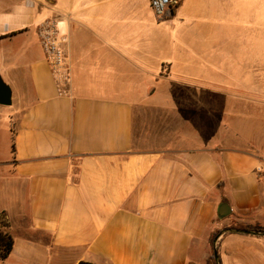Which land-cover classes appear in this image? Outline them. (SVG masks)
<instances>
[{"label":"crops","instance_id":"crops-1","mask_svg":"<svg viewBox=\"0 0 264 264\" xmlns=\"http://www.w3.org/2000/svg\"><path fill=\"white\" fill-rule=\"evenodd\" d=\"M234 2L159 22L149 0H0V264H213L216 230L264 228V72L221 65L248 24ZM47 19L67 34L66 94ZM216 239L221 264H264V235Z\"/></svg>","mask_w":264,"mask_h":264},{"label":"rangeland","instance_id":"rangeland-1","mask_svg":"<svg viewBox=\"0 0 264 264\" xmlns=\"http://www.w3.org/2000/svg\"><path fill=\"white\" fill-rule=\"evenodd\" d=\"M234 1L233 6H235ZM236 5L239 11V15L236 16L238 23L248 22V24L243 23V26L240 25L241 23L239 24L237 44L231 46L232 55L228 59L223 56L221 60L222 69L237 72H264V0H237ZM251 10L253 11L252 24L250 21ZM232 21L235 22L236 20ZM249 80V78H243L238 79V82ZM255 80L258 81L259 79ZM5 109L9 108L6 107ZM135 135H137V118H135ZM231 225L235 224L232 223ZM223 229L226 228L222 227L216 230L218 232L215 231V237ZM214 239L210 241V254L213 253L212 241L214 242Z\"/></svg>","mask_w":264,"mask_h":264},{"label":"built area","instance_id":"built-area-1","mask_svg":"<svg viewBox=\"0 0 264 264\" xmlns=\"http://www.w3.org/2000/svg\"><path fill=\"white\" fill-rule=\"evenodd\" d=\"M180 1L149 0V5L157 21L161 22L172 16L179 7ZM37 35L44 59L58 91L61 94H66L72 80L71 68L64 49V44L67 42L66 31L61 29L58 21L47 19L37 26Z\"/></svg>","mask_w":264,"mask_h":264},{"label":"water","instance_id":"water-1","mask_svg":"<svg viewBox=\"0 0 264 264\" xmlns=\"http://www.w3.org/2000/svg\"><path fill=\"white\" fill-rule=\"evenodd\" d=\"M12 102L11 99V89L10 87L1 79L0 77V105L1 106H10ZM230 213V208L227 205V203H222L221 206L219 207L217 211V216L220 219H223L227 217ZM227 232H238V233H244V234H249V235H264V231H258V230H241V229H235V228H226L220 231L217 236L218 238L227 233ZM214 239L213 242V254H214V261L215 264H221L220 259L218 256L217 248H216V238Z\"/></svg>","mask_w":264,"mask_h":264},{"label":"trees","instance_id":"trees-1","mask_svg":"<svg viewBox=\"0 0 264 264\" xmlns=\"http://www.w3.org/2000/svg\"><path fill=\"white\" fill-rule=\"evenodd\" d=\"M5 223L0 222V259L5 260L8 255L10 254L12 247H13V239L11 235L4 230ZM227 228H235V229H241V230H258V231H264L263 227L258 226H245L243 224H237V225H229ZM218 232V231H216ZM216 232L213 233V235L210 238V241L215 238ZM213 243V241H212ZM211 260L213 264H215L214 261V254H210ZM79 264H87V263H79Z\"/></svg>","mask_w":264,"mask_h":264}]
</instances>
